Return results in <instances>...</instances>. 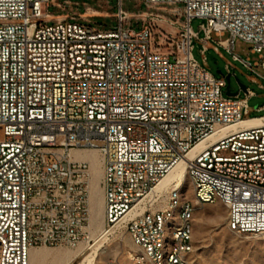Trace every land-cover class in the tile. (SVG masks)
Instances as JSON below:
<instances>
[{
	"label": "built area",
	"instance_id": "2783aa9c",
	"mask_svg": "<svg viewBox=\"0 0 264 264\" xmlns=\"http://www.w3.org/2000/svg\"><path fill=\"white\" fill-rule=\"evenodd\" d=\"M57 1L0 0V264H30L36 248L74 250L88 240L92 171L72 154L84 151L100 162L103 225L120 223L137 250L131 259L155 264L176 184L155 188L198 143L248 120L255 97L248 88L243 99L225 96L224 76L205 69L211 36L227 34L212 51L222 48L264 80L254 71L264 62L233 54L240 40L264 60V0H145L183 9L169 13L174 18L147 14L137 29L117 0L115 26L103 32L51 21ZM160 24L180 28L168 54L152 41ZM187 174L222 193L230 232L264 236V125L217 133L186 163ZM198 204H209L206 194L198 193ZM185 213L194 215L191 202ZM190 234L187 225L176 234L170 264L178 244H186V257L193 252Z\"/></svg>",
	"mask_w": 264,
	"mask_h": 264
},
{
	"label": "rangeland",
	"instance_id": "374dc122",
	"mask_svg": "<svg viewBox=\"0 0 264 264\" xmlns=\"http://www.w3.org/2000/svg\"><path fill=\"white\" fill-rule=\"evenodd\" d=\"M59 4H62L61 9L57 8ZM121 5L123 11L132 16L130 26L134 29L139 28L144 21H147L144 19L147 14H161L174 18L169 13L177 12L179 14L178 11L183 9L181 4H165L150 8L146 5L145 0H121ZM116 7L117 0H58L55 6L49 9V14L51 21L74 19L73 21L76 23L89 25L95 30L103 32L115 26ZM199 23L197 20L191 23L194 32L197 31ZM179 30V27L168 24L152 26V41L155 50L163 54L171 53L179 38ZM211 38L212 43H209L208 53L205 56V69L214 77L221 78L227 75L224 66L228 65L231 73L230 91L235 92L238 89L235 81L237 79L255 94V97L248 101V111L244 119L264 116V111L256 112L259 106L264 105V89L258 88V84L264 87V80L258 79L239 63L233 62L222 48L219 49L218 54L212 51V47L216 43L228 38L227 34L220 38L212 35ZM192 45L193 58L202 64V57L199 55L201 45L196 40L192 41ZM251 49V44L236 40L233 54L239 59H248L251 64L264 62L259 59L257 54H252ZM262 56H264V52H262ZM217 71H220L221 75H218ZM254 71L264 78V70L260 66L254 68ZM253 80H256L257 84H253ZM238 98L243 99L244 94L241 92ZM95 154L98 162L97 153L95 152ZM73 155L80 159L77 156L80 155L79 153L73 152ZM85 160L89 162L92 171L88 240L82 241L74 250L40 247L32 252L40 253L46 257L43 264H138V261L131 259V256H137V250L130 242L124 229L119 227L108 231L106 230L108 227L103 225L102 199L98 187L101 168L99 167L100 172H98L92 156ZM94 187L96 188L94 189ZM183 190L187 191V197L193 201L192 187L187 177L183 182ZM226 218L227 210L218 202L195 207L192 223L193 253L190 256V264H264V236L234 234L228 230ZM99 230H104V235L99 236ZM83 248L87 249L82 251ZM140 262V264H146L144 261Z\"/></svg>",
	"mask_w": 264,
	"mask_h": 264
},
{
	"label": "bare ground",
	"instance_id": "6f19581e",
	"mask_svg": "<svg viewBox=\"0 0 264 264\" xmlns=\"http://www.w3.org/2000/svg\"><path fill=\"white\" fill-rule=\"evenodd\" d=\"M255 125H264V117L251 118V119L245 120L241 122L240 124H238L236 127L255 126ZM236 127L220 129L218 132H216L215 134L207 138L205 141L200 142L196 146H194L187 153L185 158H183L179 163H177L173 167V169L170 172H168V174L161 180L159 185L155 188L154 190L155 193H161L164 189L169 187L171 184L173 183L176 184V187H175L176 203L168 205V212L166 213V215L161 217L160 239H159V242H156L155 264H170L171 263L172 249H174V243L176 242V234H183V231H186V225L189 231L191 232L190 242H192L193 215L187 214L185 212L189 210L190 202L192 205V212L195 211L196 206H201V204H198V193L206 194V197L209 198V204H214L218 202L226 208V202L223 201L222 193H220L214 187H208V185L201 184L200 178L196 174H187L186 176V163L189 160H191L205 146L207 142L212 141L217 133L219 132L223 133L228 130H233ZM91 154H92V158H94L95 160L94 163L96 164L99 170L98 172H100V169H99L100 162L96 161V154L94 151H91ZM77 156H79L78 158H81V155H77ZM186 177L189 179L191 183V187H192L191 192H193L192 193L193 201H191L187 197V191L183 190V182L186 179ZM95 188L96 187H94V189ZM119 226H120V223L115 224L114 226L109 227L106 230L110 231L114 228L117 229L119 228ZM103 231L99 230L100 232L99 236L103 234ZM232 233L237 234V232H232ZM245 236H253V232H245ZM85 249L87 248H83L82 251H84ZM185 253H186V244H178V247L176 248V251L174 252L175 264H190V256L193 252H188L187 257L184 255ZM45 258L46 257L40 253L39 254L37 252L36 254L32 253L30 257V264H43L45 261ZM137 263L140 264L141 262L138 261Z\"/></svg>",
	"mask_w": 264,
	"mask_h": 264
},
{
	"label": "water",
	"instance_id": "95a60500",
	"mask_svg": "<svg viewBox=\"0 0 264 264\" xmlns=\"http://www.w3.org/2000/svg\"><path fill=\"white\" fill-rule=\"evenodd\" d=\"M218 75H221L220 71H217ZM230 75H226L224 78L226 80V88H225V96L227 97H237L239 92H242L243 94L246 93V87L244 85H242L237 79H235L238 89L235 92H230Z\"/></svg>",
	"mask_w": 264,
	"mask_h": 264
},
{
	"label": "crops",
	"instance_id": "0c3cea01",
	"mask_svg": "<svg viewBox=\"0 0 264 264\" xmlns=\"http://www.w3.org/2000/svg\"><path fill=\"white\" fill-rule=\"evenodd\" d=\"M256 118V117H255ZM77 153H79V152H77ZM80 155H81V160H85L87 157H89V155L90 156H92V154H91V151H84V152H81V153H79ZM82 154H83V156H82ZM32 253L33 252H31V254H30V257H31V255H32Z\"/></svg>",
	"mask_w": 264,
	"mask_h": 264
}]
</instances>
